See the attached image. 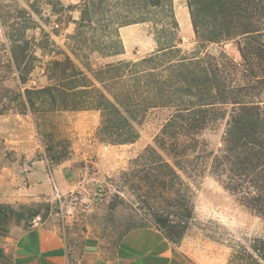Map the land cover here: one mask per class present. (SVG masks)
Masks as SVG:
<instances>
[{
    "label": "trees",
    "instance_id": "trees-1",
    "mask_svg": "<svg viewBox=\"0 0 264 264\" xmlns=\"http://www.w3.org/2000/svg\"><path fill=\"white\" fill-rule=\"evenodd\" d=\"M35 1L60 5L61 11L73 9L57 0ZM175 1L84 0L77 7L80 18L75 21L76 32L69 37L73 57L65 54L64 60L51 62L49 86L25 90L22 114L29 111L35 119L38 113L97 111L101 118L99 142L118 146L139 140L138 126L152 110L171 111L154 146H149L136 163L144 159L154 162L155 168L147 176L171 195L179 209L174 217L188 220L194 207L184 193L186 183L181 173L190 176L208 158L201 135L227 119L224 149L214 159L212 173L241 206L264 221V0H185L196 43L191 53L181 48ZM0 21L7 29L12 59L21 69L30 45L26 27L23 34L15 35L14 25L1 13ZM131 25L149 27L157 45L155 52L97 69L88 57H81L85 51L102 58L123 55L120 30ZM227 43L234 44L240 61L225 51H208L210 45ZM35 123L38 127L36 119ZM38 134L41 138L39 127ZM49 137L48 162L59 166L69 158L72 147L63 140L64 153L58 156L52 145L55 139ZM11 212V206L0 205L1 226H8ZM171 218L157 224L176 242L187 227L182 225L184 220L178 224ZM261 242L262 247L255 251L264 260V240Z\"/></svg>",
    "mask_w": 264,
    "mask_h": 264
},
{
    "label": "rangeland",
    "instance_id": "rangeland-1",
    "mask_svg": "<svg viewBox=\"0 0 264 264\" xmlns=\"http://www.w3.org/2000/svg\"><path fill=\"white\" fill-rule=\"evenodd\" d=\"M57 1L73 9L61 11L60 5L54 8L44 1L37 4L35 0H0V13L8 19L9 25H14L13 33L23 34L26 27L30 43L25 52L27 60L17 69L5 35L7 29L0 21V113L22 114L21 95L25 90L49 86L51 62L64 60L65 54L72 56L73 44L69 37L76 32L75 21L80 18L77 7L84 0ZM174 6L181 27V48L184 53H191L196 43L187 3L177 0ZM136 29L134 36L140 39L141 54L135 56V50L130 52L123 58L128 61L141 59L157 49L148 26L138 25ZM152 46L154 50L149 52ZM208 51L215 54L225 51L236 61L241 60L232 43L210 45ZM85 52L81 57H88L93 68L106 64L98 53ZM27 114L34 119L29 111ZM170 114L166 109L152 110L138 126L140 138L135 144L103 145L100 152L97 146L90 148L99 142V126L85 129L81 125L86 121L80 120L74 112L36 114L41 134L40 150L44 155L49 136L55 139L52 145L58 156L64 153L62 141H69L71 155L61 163L74 171L75 187L67 192L55 190L49 197L28 204L9 205L12 212L8 225L29 228L44 224L56 228L70 253L77 257L88 244L114 251L122 237L135 227H154L165 234L157 223L171 216L178 224L184 220L182 225L187 227L181 238L171 241L178 248L179 264H264L255 251L262 247L264 221L241 206L212 173L214 159L224 149L227 119L201 135L200 140L210 153L205 154L208 158L190 176L181 173L186 183L184 193L194 207L189 220L174 217L179 215V209L174 206L171 195L163 192L159 184H154L151 175L147 176L150 169L155 168L154 162L144 159L136 163L149 146H154ZM38 127L36 125V137L39 136ZM74 146L78 151L73 150Z\"/></svg>",
    "mask_w": 264,
    "mask_h": 264
},
{
    "label": "crops",
    "instance_id": "crops-1",
    "mask_svg": "<svg viewBox=\"0 0 264 264\" xmlns=\"http://www.w3.org/2000/svg\"><path fill=\"white\" fill-rule=\"evenodd\" d=\"M136 26L120 30L125 53L116 58H103L106 64L126 60L123 58L134 50L135 56L141 54L140 39L134 36ZM153 50L152 46L149 52ZM74 114L86 121L81 125L85 129L93 130L100 124L97 111ZM36 130L34 119L28 114L0 115V205L28 204L49 197L55 190L67 192L75 187L74 171L66 164L50 165L41 152ZM103 145L98 142L90 148L97 146L100 152ZM73 150L78 151L75 146ZM81 150L84 149L81 147ZM0 250L4 253L0 264H179L178 248L154 227L128 231L114 251L88 244L74 257L56 228L44 224L29 228L18 224L0 225Z\"/></svg>",
    "mask_w": 264,
    "mask_h": 264
}]
</instances>
